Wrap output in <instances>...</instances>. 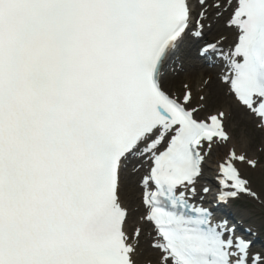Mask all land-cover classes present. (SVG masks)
<instances>
[{"label": "snow or ice", "instance_id": "obj_1", "mask_svg": "<svg viewBox=\"0 0 264 264\" xmlns=\"http://www.w3.org/2000/svg\"><path fill=\"white\" fill-rule=\"evenodd\" d=\"M213 15L233 42L200 54L219 56L264 129V0H0V264H141L145 233L155 264H264L228 216L260 198L247 173L264 167L232 144L225 112L168 87L176 50Z\"/></svg>", "mask_w": 264, "mask_h": 264}, {"label": "bare ground", "instance_id": "obj_2", "mask_svg": "<svg viewBox=\"0 0 264 264\" xmlns=\"http://www.w3.org/2000/svg\"><path fill=\"white\" fill-rule=\"evenodd\" d=\"M213 16L210 20L205 22L213 24ZM213 29L215 30V34L212 33V31H207V36L211 35L209 38L212 39L214 36V40L217 41L220 36H226L227 39L223 45H227L231 42L234 38V33L224 26L223 20L217 22ZM214 41V42H215ZM188 64L185 61V68L187 69L186 72L181 75L178 78H174L173 81L177 83V81H184L188 86V90L192 91L193 94V103L197 106H199L201 103L205 105V110L210 108L219 107V111L225 112V123L228 125V132L230 133L232 137V144L235 145L238 151H242L246 153L249 157L257 159L259 162H261V156L256 153L254 150L255 141L258 137V134H261V132H256L254 135L252 133L253 138H250L251 130H250V116L245 113V111L240 108L237 103L234 101L231 95L228 94L226 88L224 85H222L217 78V75L219 74V71H208L204 69H188ZM208 77L211 79V83L206 85L204 84L205 78ZM201 95L205 96V101L201 102L199 101V97ZM252 119V118H251ZM230 125V126H229ZM260 142L262 143L264 147V135L260 136ZM261 164V163H260ZM262 165V164H261ZM264 167V166H262ZM211 168L212 171H208L206 174L205 180L202 181V183L209 188L211 180L214 179V169L215 165H212ZM247 174H250L254 177L256 182L258 184H263L264 176L261 175L260 171L256 172H248ZM126 203L128 206L132 209V220L130 221L129 227L137 226L140 223V216L142 213L140 200H139V194H142L141 189L137 186V181L139 180L138 175L131 174L130 172L126 175ZM252 177V178H253ZM257 184V183H256ZM254 189L258 192L260 198L257 201L264 202V192L261 191L258 187L253 185ZM258 203V202H257ZM139 209V211H138ZM247 210L241 209L240 214L243 216H247ZM248 218V217H247ZM147 233H145L144 239L142 240V246L145 249L144 255L142 257L141 264L144 263V260L147 259L148 261H151L152 264H155V258L156 254L153 253L150 249H148L147 244ZM145 262L144 264H146Z\"/></svg>", "mask_w": 264, "mask_h": 264}, {"label": "rangeland", "instance_id": "obj_3", "mask_svg": "<svg viewBox=\"0 0 264 264\" xmlns=\"http://www.w3.org/2000/svg\"><path fill=\"white\" fill-rule=\"evenodd\" d=\"M188 52L189 51L187 50L186 53L188 54ZM186 53H184L183 56H186ZM207 82H208V80L205 79L204 84H206ZM184 85H185V83L182 80H180L179 82H177L175 84L174 89H171V88H169V89L172 93L177 91L180 94H182V92L184 91ZM219 110H220L219 107L210 108V109L206 110L203 115H207L209 112H217ZM249 127L251 130L250 131L251 132L250 138H253L252 133L254 135L256 132L259 131L257 128V123L251 122ZM262 135H264V133L258 134V137L255 141V145L253 147H254V150L256 151V153L261 156V159H260L261 162L260 163L262 164V166H264V147H263L262 143L260 142V140H261L260 136H262ZM248 175H250V174H248ZM250 177H251L252 181L254 182V185L256 187H258L261 191L264 192V181H263V184H260V183L258 184V182H256V180L254 179L253 176L250 175ZM246 202L247 203L245 204V207H247V206L251 207L252 208L251 210L254 212V213H252L253 215L251 216V218L253 219L254 223L259 225V227L261 228V230H263V233H264V202L262 204L256 203V202H253L250 200H246Z\"/></svg>", "mask_w": 264, "mask_h": 264}]
</instances>
